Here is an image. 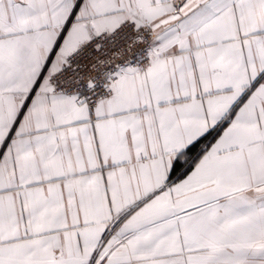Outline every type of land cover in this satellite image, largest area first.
Segmentation results:
<instances>
[{
    "label": "snow or ice",
    "instance_id": "1",
    "mask_svg": "<svg viewBox=\"0 0 264 264\" xmlns=\"http://www.w3.org/2000/svg\"><path fill=\"white\" fill-rule=\"evenodd\" d=\"M0 264H264V0H0Z\"/></svg>",
    "mask_w": 264,
    "mask_h": 264
}]
</instances>
